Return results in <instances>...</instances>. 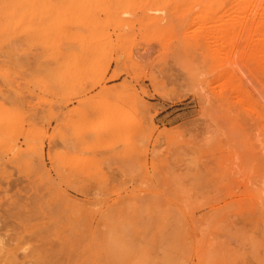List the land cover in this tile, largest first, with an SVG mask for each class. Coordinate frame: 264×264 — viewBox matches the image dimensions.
<instances>
[{"label": "rangeland", "instance_id": "rangeland-1", "mask_svg": "<svg viewBox=\"0 0 264 264\" xmlns=\"http://www.w3.org/2000/svg\"><path fill=\"white\" fill-rule=\"evenodd\" d=\"M255 1L0 0V264H264Z\"/></svg>", "mask_w": 264, "mask_h": 264}, {"label": "bare ground", "instance_id": "bare-ground-1", "mask_svg": "<svg viewBox=\"0 0 264 264\" xmlns=\"http://www.w3.org/2000/svg\"><path fill=\"white\" fill-rule=\"evenodd\" d=\"M259 1H261V0H259ZM259 1H257V0L255 1V2H257V7L260 6V5H258V2H259ZM263 1H264V0H263ZM250 2H251V1H250ZM248 3H249V2H248ZM248 3H247V5H248ZM242 4H243V3H242ZM253 4H254V3H252V5H253ZM250 5H251V4H250ZM254 5H255V4H254ZM254 5H253V8H254V10H255L256 7H254ZM226 6H227V5H226ZM229 6H231V5L229 4ZM238 6H239V5H238ZM238 6H237V7H238ZM242 6H243V5H242ZM255 6H256V5H255ZM234 7H235V6H234ZM251 7H252V6H251ZM225 8H226V7H225ZM230 9H231V8H230ZM230 9H229V10H230ZM238 9H239V8H238ZM238 9H237V10H238ZM259 9H260V8H259ZM232 10H233V7H232ZM246 10H247V8H246ZM256 10H257V9H256ZM256 10H255V11H256ZM255 11H254V12H255ZM244 12H245V10H244ZM247 12H250V11H247ZM256 13H257V12H256ZM260 13H262L261 10H260ZM250 14H251V13H250ZM246 15L249 17V13H248V14L246 13ZM261 15L264 16L263 13H262ZM251 16H252V15H251ZM248 17H247V18H248ZM18 216H19V215H18ZM43 237H45V236H43ZM33 239H35V238H33ZM38 240H39V239H38ZM56 241H57V240H56ZM43 243H44V242H43ZM45 243H46V242H45ZM45 243H44V244H45ZM40 244H42V243H40ZM55 244H57V243L55 242ZM38 245H39V244H38ZM53 246H54V245H53ZM38 247H39V246H38ZM35 248H36V247H35ZM65 248H66V247H65ZM41 250H42V249H41ZM63 250H64V249H63ZM39 251H40V250H39ZM53 252H54V251H53ZM64 252H65V251H64ZM64 252L62 251V254H63ZM70 253H72V251H71ZM70 253H69V254H70ZM73 254H74V253H73ZM59 256H60V255H59ZM50 257H52V256L50 255ZM61 257H62V256H61ZM72 257H73V256H72ZM57 258H58V257H57ZM64 258H65V257H64ZM67 258H68V257H67ZM60 259H61V258H60ZM63 261H64V259H63ZM69 261H71V260L69 259ZM60 262H61V261H60ZM67 262H68V261H67ZM68 263H70V262H68ZM63 264H64V263H63Z\"/></svg>", "mask_w": 264, "mask_h": 264}]
</instances>
